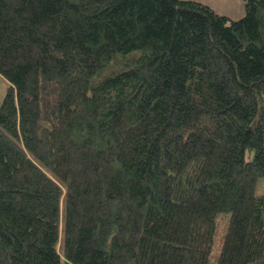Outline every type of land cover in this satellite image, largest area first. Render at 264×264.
Returning <instances> with one entry per match:
<instances>
[{"label": "trees", "instance_id": "1", "mask_svg": "<svg viewBox=\"0 0 264 264\" xmlns=\"http://www.w3.org/2000/svg\"><path fill=\"white\" fill-rule=\"evenodd\" d=\"M244 2L0 0V264H264Z\"/></svg>", "mask_w": 264, "mask_h": 264}, {"label": "crops", "instance_id": "2", "mask_svg": "<svg viewBox=\"0 0 264 264\" xmlns=\"http://www.w3.org/2000/svg\"><path fill=\"white\" fill-rule=\"evenodd\" d=\"M199 1L209 4L219 13L230 16L232 18H240L246 13L244 0H199Z\"/></svg>", "mask_w": 264, "mask_h": 264}, {"label": "rangeland", "instance_id": "3", "mask_svg": "<svg viewBox=\"0 0 264 264\" xmlns=\"http://www.w3.org/2000/svg\"><path fill=\"white\" fill-rule=\"evenodd\" d=\"M234 19H238V18H234ZM9 84H10V82L8 81V79L0 74V105L3 102V99L8 92ZM256 190H257V192H264V177H261L258 180ZM224 215H226V214H224ZM220 216H222V214ZM224 221L225 220L222 219L221 224L219 225V230H218L219 237H221V234L224 232V228L226 226V225H224V223L227 221V219L225 222Z\"/></svg>", "mask_w": 264, "mask_h": 264}]
</instances>
